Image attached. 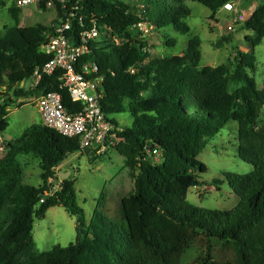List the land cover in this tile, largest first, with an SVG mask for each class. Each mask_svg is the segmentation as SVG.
Listing matches in <instances>:
<instances>
[{"label":"trees","instance_id":"1","mask_svg":"<svg viewBox=\"0 0 264 264\" xmlns=\"http://www.w3.org/2000/svg\"><path fill=\"white\" fill-rule=\"evenodd\" d=\"M239 1L242 9L257 3L240 28L257 35L246 37L255 49L264 40V0H66L65 5L57 3L58 18L51 27H6L0 34V137L7 152L0 158V264H264V88L259 90L250 74L256 69L254 52L236 47L235 67L203 68L202 42L192 37L182 54L150 58L148 36L133 29L140 22L148 23L166 47L175 49L179 40L174 35L192 33L187 2L208 8L215 17ZM71 12L75 17L68 36L75 43L81 32L94 26L100 30V38L89 43L82 62L98 67L92 78L104 79L103 111L122 129L117 133L123 141L114 149L132 172H138L134 191L120 204L119 222L115 221L119 216L107 217L104 192L88 222L72 179L49 196V181L70 156L83 153L96 161V151L82 150L78 138L65 137L43 121L17 142L3 137L10 111L25 106V101H18L29 96L56 92L69 112L82 109L62 87V72L45 76L34 89L20 87L49 62L42 47ZM232 33L224 42L233 40ZM122 35L128 40L117 43ZM123 113L132 115L130 127L112 119ZM232 122L238 124V157L254 170L224 175L239 198L234 209L194 206L188 194L193 187L205 186L199 175L208 167L199 156L207 138ZM153 146L162 151L163 162L150 159L146 149ZM23 155L41 159L44 174L39 187L24 184ZM223 183L214 180L213 185L220 189ZM61 206L77 217L76 242L39 253L33 237L35 219L43 220L51 208Z\"/></svg>","mask_w":264,"mask_h":264},{"label":"rangeland","instance_id":"2","mask_svg":"<svg viewBox=\"0 0 264 264\" xmlns=\"http://www.w3.org/2000/svg\"><path fill=\"white\" fill-rule=\"evenodd\" d=\"M15 1L0 0V34L5 33L6 27L26 28L38 25L51 27L58 18L56 8L48 6L46 9H43L41 5L21 9L14 7L16 10L13 8L11 11ZM3 2L6 5H3ZM187 6L191 10V17L187 21L192 30L191 35H174L179 43L177 48L170 49L165 46L162 36L158 32L154 33L153 30L152 35L147 38L150 43L149 57L166 58L180 55L187 49L192 37H199L202 42L200 51L203 68H217L224 64L235 67L236 47H238L244 53L254 52L253 60L256 69L250 74L257 80L258 89L263 90L264 40L259 47L253 49L252 44L246 41V37L255 39L257 35L252 31L238 29L232 33L233 40L226 43L224 41L231 33L228 26L232 24L233 10H223L212 17V12L198 3L187 2ZM138 34L143 37L140 33ZM127 40V35L116 39L117 43H124ZM20 87L26 91L34 89L31 80L24 82ZM37 99V97L29 96L25 100H19L18 104L25 101L26 105L10 111L7 116L9 128L3 136L7 141L17 142L27 129L41 123ZM112 119L118 121L123 127H130L133 123L130 113L114 115ZM207 142L206 148L199 156V160L208 167L207 173L199 175L200 180L205 182V186L191 188L188 200L194 206L204 209L232 210L237 206L239 198L225 182L224 175L226 173L248 174L254 170L251 164L245 163L238 157V124L229 123L215 137L207 138ZM4 153H0V158L5 157L7 152ZM20 162L24 172V184L34 187L42 185L44 170L41 159L34 155H23L20 156ZM136 176L138 172H132L126 165V159L111 148L98 155L96 161H92L90 156L83 153L70 156L62 164L60 171L56 170L54 178L49 181V186L51 190H55L57 186L62 185V177L67 180L72 179L75 182L77 201L85 211L88 222H91L98 201L104 192L108 199L106 215L109 218L119 216L115 219L119 222L120 204L134 191ZM214 180L224 182L220 184V189L213 185ZM33 237L39 253L48 252L57 246L66 248L76 242L77 217L72 216L62 206L51 208L45 219H35ZM24 260L25 258H21V261Z\"/></svg>","mask_w":264,"mask_h":264},{"label":"built area","instance_id":"3","mask_svg":"<svg viewBox=\"0 0 264 264\" xmlns=\"http://www.w3.org/2000/svg\"><path fill=\"white\" fill-rule=\"evenodd\" d=\"M66 0H17L18 8L45 4L55 8L57 3L65 5ZM225 10L234 11L232 24L228 26L229 32L240 29L247 20V14L239 8L227 5ZM232 13V12H231ZM75 17L71 12L66 19H61L55 27V32L48 35V41L43 45L42 52L50 57L49 62L35 71L31 82L33 88L40 85L45 76H56L62 72L60 81L62 87L70 93L74 103L82 104L79 112H69L63 104L59 93H50L37 99V109L43 123L69 138H78L82 150L96 151L98 155L109 149H114L123 139L118 132L122 129L111 122L103 111L101 101L104 94V79L92 78L99 72L94 63H84L82 58L89 52L91 41L99 39L100 30L94 26L91 30L83 31L79 35V42L75 43L68 34L72 31L71 19ZM78 21L83 24L84 18ZM136 33L147 37L152 35L153 27L148 23H138L133 27ZM3 138L0 137V153L5 154ZM147 154L155 163L164 161L162 151L158 147H147ZM52 181V180H51ZM61 186L50 192V197L61 190ZM45 202V199L41 201Z\"/></svg>","mask_w":264,"mask_h":264},{"label":"crops","instance_id":"4","mask_svg":"<svg viewBox=\"0 0 264 264\" xmlns=\"http://www.w3.org/2000/svg\"><path fill=\"white\" fill-rule=\"evenodd\" d=\"M256 5H257V3L256 2H254L253 3V5L249 8V9H242V4H241V2L239 1V2H237V3H232L231 4V6H234V7H236V8H239V10H241L242 12H245V13H247V15H250L251 13H252V10L256 7ZM62 166H60L58 169H57V171L59 170L60 171V168H61ZM66 175V174H65Z\"/></svg>","mask_w":264,"mask_h":264},{"label":"clouds","instance_id":"5","mask_svg":"<svg viewBox=\"0 0 264 264\" xmlns=\"http://www.w3.org/2000/svg\"><path fill=\"white\" fill-rule=\"evenodd\" d=\"M223 10H225V8H224ZM223 10H222V11H223ZM240 11H241V10H240ZM241 12H242V11H241ZM244 13H245V12H244ZM246 14H247V13H246ZM230 15H231V14H230ZM250 15H251V14H250ZM248 16H249V15H247V18H248Z\"/></svg>","mask_w":264,"mask_h":264},{"label":"water","instance_id":"6","mask_svg":"<svg viewBox=\"0 0 264 264\" xmlns=\"http://www.w3.org/2000/svg\"><path fill=\"white\" fill-rule=\"evenodd\" d=\"M63 181L67 180L65 177H62Z\"/></svg>","mask_w":264,"mask_h":264}]
</instances>
